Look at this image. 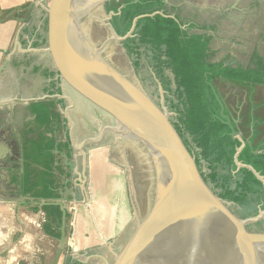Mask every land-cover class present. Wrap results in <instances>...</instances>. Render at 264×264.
<instances>
[{"label": "rangeland", "instance_id": "374dc122", "mask_svg": "<svg viewBox=\"0 0 264 264\" xmlns=\"http://www.w3.org/2000/svg\"><path fill=\"white\" fill-rule=\"evenodd\" d=\"M165 3L163 11L180 17L189 33L209 37L211 61L248 67L255 66L256 54L264 57V0H165ZM49 47L47 41L45 60L56 72L58 83L52 87L50 77L46 76L44 92L40 91L34 98L63 99L58 102L57 111L67 124L53 135L59 142L70 141L72 148L70 158L64 162L70 166V185L59 199L70 215L68 241L59 264H121L136 250L141 230L146 231L153 205V183L140 151H134L129 144L132 139L123 138L115 129L118 127L115 118L61 74ZM128 60L131 63L129 57ZM25 73L16 82L29 85L31 93L33 88L26 85L30 79H26ZM214 85L230 116L238 122L240 135L256 133L257 140H263L264 85L247 87L220 78ZM144 86L157 104L164 103L169 110L161 87L159 97L152 95L154 87L148 83ZM21 90L13 96L9 93V100L15 96L28 98V90ZM4 110L0 107V123ZM18 114L24 118L21 109ZM23 120H18L19 125ZM128 153L136 158L139 171ZM141 175L148 180V190ZM40 203L9 202L12 207L9 206V211L15 216L9 225L15 226V241L23 242L16 258L28 264H53L62 231L60 227L56 230L58 237L44 231L45 214ZM21 230L24 234L18 238ZM250 242L264 244V232L250 236Z\"/></svg>", "mask_w": 264, "mask_h": 264}, {"label": "water", "instance_id": "95a60500", "mask_svg": "<svg viewBox=\"0 0 264 264\" xmlns=\"http://www.w3.org/2000/svg\"><path fill=\"white\" fill-rule=\"evenodd\" d=\"M109 0H55L51 9L50 47L61 74L85 97L111 114L115 129L132 139L140 151L153 183V205L146 231L134 253L121 264H264V244L250 242L243 227L264 218L242 219L231 212L228 201L217 196L199 174L195 159L170 122L164 103L159 106L128 60L105 3ZM221 117L239 136L225 104ZM162 97L163 94H162ZM121 135V134H120ZM243 142L236 153L238 160ZM131 148V146H129ZM132 149V148H131ZM133 151V149H132ZM264 182V176L249 166ZM62 235L53 264H59L67 238V207Z\"/></svg>", "mask_w": 264, "mask_h": 264}, {"label": "trees", "instance_id": "16d2710c", "mask_svg": "<svg viewBox=\"0 0 264 264\" xmlns=\"http://www.w3.org/2000/svg\"><path fill=\"white\" fill-rule=\"evenodd\" d=\"M165 4V0H109L105 9L113 13L111 23L121 36L127 35L139 17L132 35L122 41L135 73L145 85L154 87L152 95L161 97L159 87L164 91L168 111L174 113L170 122L209 188L232 204L228 207L237 217H255L264 209V182L249 166L264 176V139L257 140L256 133L240 135L241 128L231 116L240 137L232 134L221 117V104L213 86L219 78L247 87L264 85V57L256 54L255 66L248 67L211 61L209 37L189 33L180 17L163 11ZM62 101L44 100L30 105L37 121L51 134L64 130L67 124L56 110ZM225 113L230 115L227 108ZM243 142L238 160L244 165L239 167L236 153ZM71 154L70 141L59 142L52 136L34 144L33 162L43 169L34 183L27 181L25 193L40 202L62 198L69 187L65 179L70 176L64 162ZM40 208L45 214L44 231L58 237L56 230L61 228L63 218L60 205L46 203ZM69 216L67 213V219ZM242 229L250 235L263 233L264 218Z\"/></svg>", "mask_w": 264, "mask_h": 264}, {"label": "flooded vegetation", "instance_id": "af4514ba", "mask_svg": "<svg viewBox=\"0 0 264 264\" xmlns=\"http://www.w3.org/2000/svg\"><path fill=\"white\" fill-rule=\"evenodd\" d=\"M26 67L30 71L29 75H26V79H30V83L25 84H31L30 87L33 88L31 93L29 92V85L25 87L23 81L16 82L15 79L11 77H9V90H2L3 95L9 92L12 96L14 95L13 93L19 94L16 93V91H22L21 89L28 90V93H26L28 98L24 96H15L12 99L14 102L9 100L6 101L5 104H0V107L5 108V116L0 123V197L9 198V200H15L23 204L34 202L37 204L40 201L26 194L24 191L27 181L29 184L34 183L38 173L43 169L41 165L33 162L32 155L34 154V144L42 143L43 137H55L47 131L46 126L40 125L35 114L31 111L30 105L44 100H53L57 102L58 100L56 99H41L34 98V96L40 91L44 92L46 76L50 77L49 82L52 87H56L55 85L58 83L59 78L56 77V72L47 66L45 57L30 58ZM18 69V66L13 65V71L16 72ZM57 106L56 110L58 109ZM19 109L23 111L24 118H22V115L20 116L18 114ZM18 117L21 118L18 119ZM21 119L24 120L19 125L18 120ZM54 152L57 154L55 150ZM128 155H130V157L128 156L130 159L132 155L130 153H128ZM131 159L135 160L136 170L139 171L140 169L138 170L136 158L133 156ZM68 167L70 168V166ZM70 177L71 173L70 176L65 179L68 183H70ZM142 181L143 183L146 181L145 185H148V180L146 178L145 180L143 178Z\"/></svg>", "mask_w": 264, "mask_h": 264}, {"label": "crops", "instance_id": "0c3cea01", "mask_svg": "<svg viewBox=\"0 0 264 264\" xmlns=\"http://www.w3.org/2000/svg\"><path fill=\"white\" fill-rule=\"evenodd\" d=\"M54 2L55 0H0L1 105L9 101V92L4 95L2 93V90H9V77L18 81V77L24 72L28 76L30 71L26 66L30 58L45 57V45L50 41L51 9ZM13 65L19 67L18 71L12 70ZM13 201L0 197V264H28L20 257L16 258L23 242L15 241V226L9 225L15 217L9 211V206L12 208L9 202ZM23 234L24 231H18V238Z\"/></svg>", "mask_w": 264, "mask_h": 264}, {"label": "bare ground", "instance_id": "6f19581e", "mask_svg": "<svg viewBox=\"0 0 264 264\" xmlns=\"http://www.w3.org/2000/svg\"><path fill=\"white\" fill-rule=\"evenodd\" d=\"M120 134H121V136H124V134L122 132H120ZM129 144H131L132 147L134 146L133 141L131 143L129 142Z\"/></svg>", "mask_w": 264, "mask_h": 264}]
</instances>
